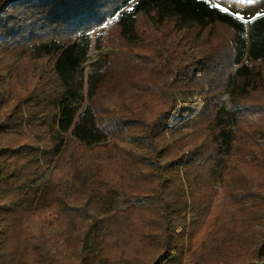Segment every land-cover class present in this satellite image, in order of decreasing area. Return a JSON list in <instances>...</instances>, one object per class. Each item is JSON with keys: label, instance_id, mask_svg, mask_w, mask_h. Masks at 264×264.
Listing matches in <instances>:
<instances>
[{"label": "rangeland", "instance_id": "obj_1", "mask_svg": "<svg viewBox=\"0 0 264 264\" xmlns=\"http://www.w3.org/2000/svg\"><path fill=\"white\" fill-rule=\"evenodd\" d=\"M211 1L247 23L264 14V0ZM136 2L132 0L121 11L131 9ZM143 19L137 37L129 42L121 38L115 27H111L105 30L107 37L99 44L97 39L102 27L93 30L84 64L85 100L81 112L88 107L89 92L99 66L113 55L108 81L100 89L95 107L99 109L101 122L113 115L104 111L107 108L122 111L123 117L132 112L136 114L135 120L131 121L134 126L129 128L111 119L113 126L117 127L118 123L123 128L120 134L94 148L74 146V141H71L70 148L55 157L50 165L44 162L41 149L33 157V162L40 160L43 171L37 174L36 164L31 163L25 170L27 175L8 179L0 185V203L5 205V209H0V264H59L57 251L68 245L74 250L72 264H154V258L150 259L149 254L163 252L165 243L170 251L172 248L166 264H195L197 259L205 260L206 257H216L214 260L219 264L235 261L264 263V110L245 115L240 123L236 122L240 107L251 110L264 108V82L259 81L263 86L247 87L242 81H237L239 65L232 68L225 87L214 93L219 105L217 117L225 123L228 139L233 140L234 134L236 138L233 151L222 168L224 174L221 177L220 169L215 167L217 172L209 176L207 168H197L196 164L188 172V165L175 159L188 149L180 145L181 140L196 137L197 133L200 139H207L209 131H202L203 134L193 128L171 131L166 126H159L151 132L149 127L169 100L176 99L183 107L202 98L201 90L196 87L169 90V81L174 77L172 68L195 57L210 56L209 53L215 49L225 55L231 31L225 26L199 30L171 21L162 22L152 16L146 22ZM23 53L17 48H0V102H7L0 106V122L16 105L19 111L28 112L30 106L38 105L36 97L26 99V96L33 89V81H38L39 88L45 85L41 77L46 76L51 68L48 58L36 60L24 57ZM157 56L160 61L155 63L152 60L156 61ZM207 62H210L209 58ZM262 70L264 64L256 69L258 72ZM219 81L214 85L216 88ZM33 110L36 112L37 108ZM26 122L28 125L30 120H25L23 127ZM3 130L12 131L7 132L11 134L15 128L4 127ZM162 130L164 134L160 133ZM28 135L39 139L30 132ZM5 137L6 132L0 131V150L7 143ZM129 148L135 156H141L140 165L130 162L124 154V150ZM155 148L160 152L155 153ZM6 157L0 156V171L6 166ZM207 160L203 162L205 166L211 162ZM198 161V164H203ZM73 163L78 171L86 172L90 168L98 173L93 178L84 173L81 179L77 177ZM141 172H152L155 181H163L167 185L163 194L167 199L171 196L170 206L175 212L170 214V218L174 214L175 219L167 218L175 232L170 237L165 236V230L162 235L156 233L160 229L157 224L163 223V228L166 219L162 218L160 205L146 195L149 191H144V183L139 179ZM19 184L38 188L36 195L32 194L35 198L32 209L22 206L15 210V204L9 199L2 200L9 191L19 190L22 186ZM90 185H95L100 193V199L92 202L99 210L97 215L83 211V223L72 216L67 220L69 223L63 222L56 211L60 203L53 201L54 188L60 187L68 196L66 198L73 201L72 198ZM250 185L262 193L251 195L247 191L251 189ZM42 198L45 199L44 205L50 206L46 208L51 210H47V217L43 216L42 206L39 207ZM84 202L82 199L74 203L82 206ZM156 218L163 221L156 222ZM151 230L154 234L150 237L141 236L149 244L136 245L141 238L140 233ZM83 242L87 246L86 256L89 254L94 260L90 263H86L79 252L78 246ZM206 264L211 262L208 260Z\"/></svg>", "mask_w": 264, "mask_h": 264}, {"label": "trees", "instance_id": "obj_2", "mask_svg": "<svg viewBox=\"0 0 264 264\" xmlns=\"http://www.w3.org/2000/svg\"><path fill=\"white\" fill-rule=\"evenodd\" d=\"M131 1L0 0V48L7 46L11 49H21L24 51V57L27 56L36 60L48 58V63L51 65L48 74L41 77L45 85L39 88L38 81H33L31 84L33 89L26 96V99L36 97L38 105L36 107L30 106L28 108L29 112L19 111V106L16 105L12 112L7 114L0 122V131L6 132L4 139L7 142L0 150V156L7 155L6 166L0 171V185L8 179L22 178L27 175L25 170L31 163L36 164L35 171L37 174L40 173V170L43 171L40 160L33 162V157L41 149L44 162L50 165L55 157L70 148L71 141H74V146L94 148L104 144L111 137L120 134L123 128L118 123L116 124L117 127L113 126L111 119H114L115 122L124 123L129 128L134 126L135 123L131 121L135 120L136 114L132 112L127 117H123L122 111L118 112L114 108H107L104 111H108L113 115L101 122L98 116L99 109L95 107L99 91L108 81V72L114 62L113 55H109V59L99 66L98 75L95 77L89 92L88 107L81 112V105L85 100L83 93L84 64L90 51L92 42L90 34L93 30L102 27V32L97 39L99 44H102L107 37L105 30L111 27H115L121 38L129 42L135 36L137 37L141 19L144 18L143 20L146 22L151 16L162 22L171 21L184 27L198 28L199 30L225 26L231 31L225 55H222V52L218 53L215 49L209 53L210 56L195 57L192 60L183 61L179 65L177 62L178 66L172 68L174 77L169 81V90L174 88L185 90L196 87L201 90L200 97L202 98L184 104L183 107L176 99L169 100L166 108L158 112L149 127L151 132L153 128L159 126H166L171 131L176 128H193L202 134V131H209L207 139H200V134L197 133L198 136L196 137L194 135L181 140L180 145L188 149L175 159L184 162L186 166L188 165V172L196 164L197 168H207L209 176L217 172L216 168L217 170L220 169L219 175L222 177V174H224L222 168L225 167L227 158L233 151L236 138L234 134L233 140L228 139L226 125L217 117L219 105L215 101L214 93L225 87L227 78L232 75V68L236 65H239L236 70L237 81H242L247 87L263 86L261 82H264V71L262 70V73L256 71V69L259 65L264 64V14L252 18L247 23L229 10L225 11L224 7L211 0H137L131 9L121 11ZM208 58L210 62H207ZM152 61L159 62L160 57L157 56L156 61ZM217 80H220V84L216 88L214 85ZM0 103V106H2L7 102ZM31 108L32 110H30ZM33 108H37V111L34 112ZM251 109L240 107L236 113V122L240 123L245 115H252L264 110V108ZM25 120H30V122L28 125L26 122V126L23 127ZM203 124L205 125L202 126ZM199 126H202L201 131ZM4 127L15 128V131L11 134L7 133L12 131H5L3 130ZM28 132L36 135L39 139H34L28 135ZM160 133L164 134L165 131L162 130ZM208 145H210V148L207 147ZM124 151L130 162H135L136 165L142 163L141 156L139 158L135 156L132 149L129 148ZM154 151L155 153L160 152L156 148ZM198 160H201L202 163L206 160L211 162L205 166V163L198 164ZM73 165L77 177L81 179L84 177V173L92 178L94 174L98 173L90 168L86 169V172L83 170L78 171L77 165L74 163ZM140 176L139 179L144 183V191H149L146 195H149L154 203L160 205L159 210L162 211V218L166 219L164 222L166 227L162 228L163 223H158L160 229L156 230V233L163 234L165 230V236L174 235L172 234L175 233L172 229L173 226L169 224V219H175L174 214L170 218V214L175 213L170 206L171 196H168L167 199L163 194L167 185L163 181H155L152 172H141ZM250 186L251 189H247V191L251 195L255 196V193H262L260 190H254L252 185ZM262 189L264 190V187ZM37 191L38 188L33 189L22 185L19 186V190H15L13 193L9 191L2 197V200L9 199V202L15 204V210L22 206H27L26 209H32L31 206L34 204L35 199L32 194L36 195ZM63 191L60 187H55L53 193L54 203L56 200L60 203L56 207V211L63 222L71 216L74 217L73 219L84 220L82 217L83 211H86L89 215H97L99 212L97 206L92 204V202L94 203V201L100 199V193L95 185L87 186L85 190L79 193V196L76 195L71 199L75 203L85 199L82 206L67 199L68 196ZM262 195H264V192ZM44 204L45 199L42 198L39 207L42 206L45 212L43 216L47 217V210H51L46 209L50 206ZM0 209H5V205L0 203ZM6 209L11 211L9 208ZM168 217L169 219H167ZM161 221L163 220L156 218V222ZM67 222L69 223V221ZM152 231L141 232L139 238L141 236L150 237L154 234ZM142 237L136 242V245L146 244L147 241L144 242ZM165 246L166 249L163 252L149 254L150 259L154 258V264H166L168 262V255L172 252V248L170 251L166 243ZM78 247L86 263L94 261L89 254L86 256L87 246L84 242ZM57 255L59 264H72L74 250L72 246H63L59 248ZM197 258H200V256L197 255ZM215 258L197 259L195 264H206L208 260L211 264H219L214 260ZM232 264L264 263L235 261Z\"/></svg>", "mask_w": 264, "mask_h": 264}, {"label": "snow or ice", "instance_id": "obj_3", "mask_svg": "<svg viewBox=\"0 0 264 264\" xmlns=\"http://www.w3.org/2000/svg\"><path fill=\"white\" fill-rule=\"evenodd\" d=\"M225 11H227V9H225ZM241 19H242V17H241Z\"/></svg>", "mask_w": 264, "mask_h": 264}]
</instances>
